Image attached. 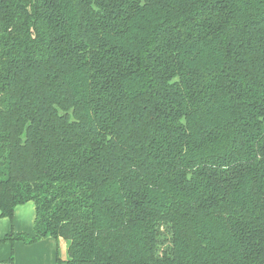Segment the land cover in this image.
<instances>
[{
  "label": "trees",
  "instance_id": "16d2710c",
  "mask_svg": "<svg viewBox=\"0 0 264 264\" xmlns=\"http://www.w3.org/2000/svg\"><path fill=\"white\" fill-rule=\"evenodd\" d=\"M29 202L0 244L57 264H264V0H0V215Z\"/></svg>",
  "mask_w": 264,
  "mask_h": 264
},
{
  "label": "crops",
  "instance_id": "0c3cea01",
  "mask_svg": "<svg viewBox=\"0 0 264 264\" xmlns=\"http://www.w3.org/2000/svg\"><path fill=\"white\" fill-rule=\"evenodd\" d=\"M36 206L33 202L18 206L13 220L0 215V241L11 233L34 236ZM69 243L46 238L34 244L18 241L0 244V264H57V258H69ZM11 258L13 262H11Z\"/></svg>",
  "mask_w": 264,
  "mask_h": 264
}]
</instances>
